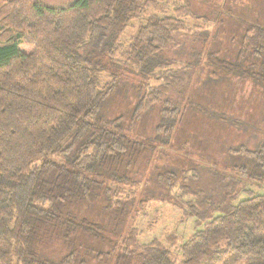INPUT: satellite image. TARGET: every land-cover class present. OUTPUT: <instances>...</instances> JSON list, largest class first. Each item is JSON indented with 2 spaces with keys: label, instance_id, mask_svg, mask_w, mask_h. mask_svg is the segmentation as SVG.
I'll return each instance as SVG.
<instances>
[{
  "label": "trees",
  "instance_id": "16d2710c",
  "mask_svg": "<svg viewBox=\"0 0 264 264\" xmlns=\"http://www.w3.org/2000/svg\"><path fill=\"white\" fill-rule=\"evenodd\" d=\"M192 1L0 0V264H264V194L250 190L264 183V128L206 106L197 86L246 84L264 123V18L224 3L199 15ZM224 16L235 20L221 34ZM116 100L132 108L113 116ZM189 114L249 135L228 148L237 161L199 163L184 144L167 153ZM153 115L152 134L139 131ZM156 157L168 163L150 189L137 175ZM154 199L199 229L174 249L140 242Z\"/></svg>",
  "mask_w": 264,
  "mask_h": 264
},
{
  "label": "rangeland",
  "instance_id": "374dc122",
  "mask_svg": "<svg viewBox=\"0 0 264 264\" xmlns=\"http://www.w3.org/2000/svg\"><path fill=\"white\" fill-rule=\"evenodd\" d=\"M46 1L50 4L61 5L69 2L70 0ZM192 3L195 4L196 7L194 8L199 13V15L209 16L211 12L217 10L216 6H219V4V7L224 8V3L227 5L226 9H229L226 11L228 14H233L234 12H239L242 14L246 13L248 15L260 14V16L264 18V0H193ZM152 13L153 12H150L149 14L145 16L143 15L142 17L147 19L148 15ZM225 17L226 16H224V18ZM233 20L235 19L232 18L231 20H226L228 23L225 24V30L221 34L229 33L226 30L231 28L230 22ZM143 23L144 20L140 18L132 22V27H129L120 39V44L122 47L124 46V48H126L128 46L130 38L135 35L138 27ZM216 23L217 22L214 20H211L210 25L205 24L202 19L187 20L189 28H193L196 26V24H199L202 27L209 26L210 30H214L217 26ZM221 44V47H224L226 42ZM21 47L25 51L32 50V46L30 45L21 44ZM181 66L184 65L179 63L176 68ZM197 86H202L200 100L201 98H204L201 101L204 102V104H207L206 106H212L214 109L216 108L228 115H234L240 118L244 117L246 119L248 118L247 120L257 124L262 129L264 128V123H261L259 119L263 114L262 97L259 95L251 96V89L246 84L242 85L237 80L227 78L225 79L222 77L213 83V85L209 84V86H207L206 84L202 85L198 83ZM229 91L231 93L233 92L231 100L228 95ZM233 96L235 100L233 99ZM239 97H242L243 100ZM116 101L117 102L111 106V113L113 116H118L119 113L123 112L126 114L130 111V108H132V104L119 102V100ZM155 121V115H153L150 119L145 121L144 124H141L138 130L152 134V131L155 127ZM259 135L261 137L263 134L260 133ZM249 138V135L245 133L233 132L229 128L217 123L215 120L207 119L201 115L189 114L187 116V120L178 131V136L174 139V146L167 148L166 152L174 154L172 152L176 151L177 147H181L184 144L186 150L192 153V157L197 162H203L204 164L210 165L212 162L209 160H212L217 162V166H219L218 168L225 170V166L227 165L228 167V164L225 163L226 160L230 162L237 161L235 156L230 155L228 148H230L232 145L243 143ZM188 139L189 142L192 143L191 147L190 145L185 144L186 140ZM253 143V140H248L250 147L253 146ZM157 162H159L161 165L168 163L164 159L156 157L152 163L154 164L152 167L149 166L148 169V165L145 163L141 168V176L137 175L138 180H141L146 175L145 180L142 181V185L146 186V181L149 180L150 182L147 187L150 189H155L156 186L154 179H150V175H155L156 169L154 170V168L156 165L155 163ZM147 170L148 172H146ZM252 185L253 184L251 183L250 190H252L253 193L264 194V183H254V185ZM245 197L246 194H243L239 199ZM149 202V205L144 211V215L138 218L135 225L140 232L138 236L140 242L149 243L153 239H158L161 243L166 245L168 242L169 246H172V249H174L181 242L187 240L192 234H194L197 229H199L196 226L195 218H185L182 207L176 205L174 202L167 201L165 199H154Z\"/></svg>",
  "mask_w": 264,
  "mask_h": 264
}]
</instances>
